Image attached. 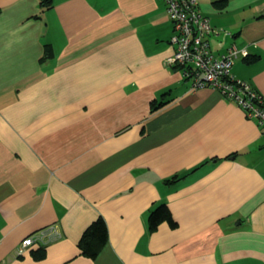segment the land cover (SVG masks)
I'll list each match as a JSON object with an SVG mask.
<instances>
[{"label":"crops","instance_id":"obj_1","mask_svg":"<svg viewBox=\"0 0 264 264\" xmlns=\"http://www.w3.org/2000/svg\"><path fill=\"white\" fill-rule=\"evenodd\" d=\"M43 1L0 0V264H264V137L167 63L164 1ZM196 1L213 53L246 50L231 72L264 96V0ZM161 203L176 226L149 229ZM49 225L41 259L18 253Z\"/></svg>","mask_w":264,"mask_h":264},{"label":"built area","instance_id":"obj_2","mask_svg":"<svg viewBox=\"0 0 264 264\" xmlns=\"http://www.w3.org/2000/svg\"><path fill=\"white\" fill-rule=\"evenodd\" d=\"M163 1L173 29L170 42L174 45V52L166 59L167 63L180 66L192 88L211 87L236 103L247 117L255 120L264 137V96L231 72L235 59L239 55L246 56L247 51L230 46L221 54L213 53L209 38L217 36L220 30L215 29L208 17L201 13L197 1ZM59 236L53 225L41 228L20 241L18 253L22 254L34 244L45 245Z\"/></svg>","mask_w":264,"mask_h":264},{"label":"trees","instance_id":"obj_3","mask_svg":"<svg viewBox=\"0 0 264 264\" xmlns=\"http://www.w3.org/2000/svg\"><path fill=\"white\" fill-rule=\"evenodd\" d=\"M45 5L49 4L48 0L43 1ZM47 53H50V49L47 48ZM165 101H157L153 104V109H157ZM181 179L177 178L176 180ZM167 222V224L174 228L176 222L173 220L171 213L165 203H161L154 207L148 215L149 229H154L161 222ZM107 242V226L101 216H98L92 221L83 231L81 237L77 243L79 254L88 258L94 259L97 257L101 248ZM45 245H39L36 250H31L30 253L34 259H41L45 253Z\"/></svg>","mask_w":264,"mask_h":264}]
</instances>
